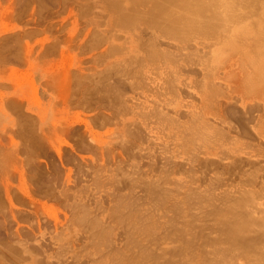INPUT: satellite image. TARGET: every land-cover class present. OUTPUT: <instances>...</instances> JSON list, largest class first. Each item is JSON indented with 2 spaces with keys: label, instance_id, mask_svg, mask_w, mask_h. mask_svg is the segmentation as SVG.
Segmentation results:
<instances>
[{
  "label": "rangeland",
  "instance_id": "1",
  "mask_svg": "<svg viewBox=\"0 0 264 264\" xmlns=\"http://www.w3.org/2000/svg\"><path fill=\"white\" fill-rule=\"evenodd\" d=\"M139 1L0 0V264H264V0Z\"/></svg>",
  "mask_w": 264,
  "mask_h": 264
},
{
  "label": "bare ground",
  "instance_id": "2",
  "mask_svg": "<svg viewBox=\"0 0 264 264\" xmlns=\"http://www.w3.org/2000/svg\"><path fill=\"white\" fill-rule=\"evenodd\" d=\"M111 1H112V0H111ZM115 1H116V0H115ZM133 1H134V0H133ZM140 1H141V0H140ZM140 1H139V2H140ZM142 1H143V0H142ZM161 1H162V0H161ZM175 1H177V0H175ZM182 1H183V2L192 3V5L194 4L193 7H195V6L198 7V8L195 7V8H197L196 10H199V9L201 8L200 6L204 5L203 0H182ZM190 1H192V2H190ZM208 1H209V0H208ZM208 1H207V2H208ZM216 1H217V0H216ZM218 1H219V0H218ZM220 1H221V0H220ZM220 1H219V2H220ZM258 1H259V0H258ZM149 2H150V1H149ZM172 2H174V1L172 0ZM211 2H213V0H211ZM221 2H222V1H221ZM221 2H220V3H221ZM249 2H250V1H249ZM254 2H255V1H254ZM260 2H261V1H260ZM115 3H116V2H115ZM131 3H132V2H131ZM140 3H141V2H140ZM155 3H156V2H155ZM162 3H163V2H162ZM166 3H167V2H166ZM213 3H214V2H213ZM220 3H219V4H220ZM247 3H248V2H247ZM257 3H258V2H257ZM147 4H148V3H147ZM152 4H153V3H152ZM167 4H168V3H167ZM186 4H187V3H186ZM206 4H207V3H206ZM206 4H205V5H206ZM216 4H217V2H216ZM108 5H110V4H108ZM116 5H117V4H116ZM136 5H137V4H136ZM205 5H204V6H205ZM119 6H120V5H119ZM137 6H138V5H137ZM170 6H173V5H170ZM170 6H169V7H170ZM221 6H222V5H221ZM122 7H123V6H122ZM166 7H167V5H166ZM199 7H200V8H199ZM152 8H153V7H152ZM159 8H160V7H159ZM210 8H211V7H210ZM245 8H246V7H245ZM162 9H164V8H162ZM202 9H203V8H202ZM110 10H111V8H110ZM150 10H151V9H150ZM160 10H161V9H160ZM160 10H159V11H160ZM200 10H201V9H200ZM111 11H112V10H111ZM162 11H163V10H162ZM216 11H217V10H216ZM120 12H122V11H120ZM126 12H127V11H126ZM167 12H168V11H167ZM147 13H148V12H147ZM161 13H162V12H161ZM114 14H117V13L115 12ZM119 14H120V13H119ZM176 14H179V13H176ZM186 14H188V13H186ZM216 14H217V13H216ZM221 14H222V13H221ZM129 15H130V14H129ZM133 15H134V14H133ZM149 15H150V14H149ZM161 15H162V14H161ZM161 15H159V17H160ZM165 15H166V14H165ZM165 15H164V16H165ZM202 15H203V14H202ZM218 15H219V14H218ZM230 15H231V14H230ZM113 16H114V15H113ZM115 16H116V15H115ZM115 16H114V17H115ZM122 16H123V15H122ZM166 16H167V15H166ZM168 17H169V16H168ZM119 18H120V17H119ZM119 18H118V19H119ZM134 18H135V17H134ZM152 18H153V17H152ZM156 18H157V17H156ZM156 18H155V20H156ZM171 18H172V16H171ZM123 19H124V18H123ZM128 19H129V17H128ZM131 19H132V18H131ZM189 19H190V18H189ZM121 20H122V19H121ZM160 20H161V19H160ZM175 20H176V19H175ZM117 21H118V20H117ZM131 21H132V20H131ZM160 22H161V21H160ZM169 22H170V21H169ZM173 22L175 23L176 21H173ZM181 22H182V21H181ZM183 22H185V21H183ZM131 23H132V22H131ZM156 23H157V22H156ZM158 23H159V22H158ZM170 23H171V22H170ZM218 23H219V22H218ZM120 24H121V22H120ZM161 24H162V23H161ZM176 25H177V24H176ZM172 28H173V27H172ZM174 28H175V27H174ZM178 28H179V27H178ZM182 29H183V28H182ZM263 45H264V44H263ZM262 52H264V51L262 50ZM262 52H261V53H262ZM257 62H258V60H257ZM257 62H255L256 65H257V67L259 68V70H262V69L264 68V62H262V63H257ZM206 88H208V87H206ZM210 89H211V87H210ZM212 90H213V89H212ZM205 93H206V91H205ZM211 93H212V92H211ZM213 94H214V93H213ZM241 204H242V202H241ZM243 205H244V204H243ZM233 207H234V206H233ZM239 207H240V206H239ZM227 209H228V208H227ZM238 209H240V208H238ZM241 209H242V207H241ZM245 209H246V208H245ZM245 209H244V210H245ZM231 210H233V208H231ZM240 211H241V210H240ZM245 211H246V210H245ZM237 212H238V211H237ZM232 213H233V212H232ZM239 213H240V212H239ZM249 213H250V212H249ZM236 214H237V213H236ZM241 214H242V213H241ZM241 214H240V215H241ZM227 215H228V214H227ZM227 215H226V216H227ZM246 215H247V213H246ZM229 217H230V216H229ZM238 217H239V216H238ZM228 219H229V218H228ZM230 219H231V218H230ZM248 219H249V218H248ZM242 220H243V218H242ZM246 220H247V219H246ZM226 221H228V220H226ZM226 221H225V222H226ZM248 222H249V220H248ZM251 222H252V221H251ZM229 223H230V222H229ZM229 223H228V224H229ZM231 223H232V221H231ZM231 223H230V224H231ZM235 223H237V222H235ZM225 224H227V223H225ZM228 224H227V226H228ZM249 224H250V223H249ZM249 224H248V226H249ZM234 225H236V224H233V227H232V224H231V230H229V232L231 231L230 234H233V236H232V237H233V240H234V236L237 237V235H238V238H240V237H239V236H240V232H239L238 229H239L240 227H243L242 225H241V226H236V228H237V230H236V228H235ZM254 225H255V224H254ZM251 226H252V225H251ZM251 226H250V227H251ZM263 226H264V225H263ZM228 227H229V226H228ZM238 227H239V228H238ZM246 227H247V226H246ZM253 227H254V226H253ZM259 227H260V226H259ZM229 229H230V227H229ZM247 229H248V228H247ZM252 229H253V228H252ZM226 230H227V229H226ZM240 230H241V229H240ZM249 230H250V229H249ZM232 231H233V232H232ZM242 231H243V230H242ZM227 232H228V231H227ZM229 232H228V233H229ZM237 232H238L239 234H238ZM241 234H242V233H241ZM226 235H227V234H226ZM245 235H246V234H245ZM255 235H256V234H255ZM259 235H260V234H259ZM263 235H264V234H263ZM227 236H230V235L228 234ZM243 236H244V235H243ZM219 237H220V236H219ZM232 237H229V238H232ZM238 238H237V239H238ZM248 238L250 239V237H248ZM248 238H247V239H248ZM235 239H236V238H235ZM255 239H256V238H255ZM242 240H244V239H242ZM224 241H225V240H224ZM231 241H232V239H231ZM245 241H246V239H245ZM249 241H250V240H249ZM253 241H254V239H253ZM263 241H264V240H263ZM237 242H238V240L236 241V243H237ZM243 242H244V241H243ZM243 242H242V243H243ZM255 242H256V241H255ZM225 243H226V242H225ZM242 243H241V244H242ZM253 243H254V242H253ZM259 243H260V242H259ZM219 244H220V243H219ZM238 244H239V243H238ZM261 244H262V243H261ZM227 245H228V244H227ZM231 245H232V244H231ZM239 245H240V244H239ZM259 245H260V244H259ZM228 246H229V245H228ZM232 246H233V245H232ZM246 246H248V245H246ZM218 247H219V246H218ZM216 249H217V248H216ZM250 249H251V248H250ZM252 249H253V248H252ZM261 249H262V247H261ZM226 250H227V249H226ZM239 250H240V249H239ZM253 250H254V249H253ZM255 250H256V249H255ZM219 251H220V250H219ZM219 251H218V252H219ZM237 251H238V250H237ZM256 252H257V251H256ZM261 252L264 254L263 250H261ZM203 253H204V252H203ZM216 253H217V252H216ZM222 253H223V252H222ZM204 254H205V253H204ZM214 254H215V253H214ZM252 255H253V254H252ZM149 256H151V253H150ZM223 256H224V255H223ZM225 256H226V254H225ZM216 259H217V258H216ZM156 261H157V260H156ZM211 261H212V260H211ZM228 261H229V259H228ZM260 261H261V260H260ZM209 262H210V261H209ZM262 262H263V261H262ZM156 263H157V262H156ZM172 263H173V262H172ZM153 264H154V263H153ZM174 264H175V263H174Z\"/></svg>",
  "mask_w": 264,
  "mask_h": 264
}]
</instances>
